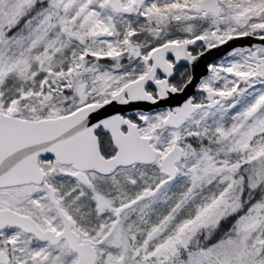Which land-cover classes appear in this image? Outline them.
<instances>
[{"label": "snow or ice", "instance_id": "1", "mask_svg": "<svg viewBox=\"0 0 264 264\" xmlns=\"http://www.w3.org/2000/svg\"><path fill=\"white\" fill-rule=\"evenodd\" d=\"M0 264H264V0H0Z\"/></svg>", "mask_w": 264, "mask_h": 264}, {"label": "water", "instance_id": "2", "mask_svg": "<svg viewBox=\"0 0 264 264\" xmlns=\"http://www.w3.org/2000/svg\"><path fill=\"white\" fill-rule=\"evenodd\" d=\"M260 43H261L260 41L254 40L252 38L230 41L228 44L223 45L220 48L206 51L205 54L203 56H200V58L194 64L189 65L185 61V63H187L189 66L190 73L194 77L193 85H191L189 89L186 90L185 94L173 95L167 100L160 101L157 105H152L148 102H133L130 103L129 105H120L114 102L112 105L106 106V108L103 109L101 113L97 115L111 116L119 113L125 116H134V114L137 111L154 112L157 110L171 109L178 107L184 102V100L188 96L199 94L196 90V85H198L200 80L206 78L209 75L208 66L212 62H215L221 58L226 57L228 53L231 52L236 47H247ZM192 47L194 46H191V48ZM168 57L175 58V56L171 53L168 54ZM151 86L155 88L154 85ZM92 119L93 122H95L96 117L94 116Z\"/></svg>", "mask_w": 264, "mask_h": 264}, {"label": "flooded vegetation", "instance_id": "3", "mask_svg": "<svg viewBox=\"0 0 264 264\" xmlns=\"http://www.w3.org/2000/svg\"><path fill=\"white\" fill-rule=\"evenodd\" d=\"M200 43L201 42H197V45H194V47H192L193 49H195V52H194V54H198L199 52H200V47H199V45H200ZM228 56V55H227ZM172 62H174L175 64H177V66L175 67V69H174V76L173 77H171V82H173V83H175V82H177L179 79H180V73H182V72H185V71H187V72H189L190 73V69H189V66H188V64L187 63H185V61H183V60H181V61H179V62H176V58H172V57H168ZM225 58V57H224ZM223 60V58H221V59H219V60H217V61H215V62H212L210 65H212V64H215V65H219V63H220V61H222ZM160 75H161V77L163 78V74H162V72L161 73H159ZM150 89L151 90H153V91H155V88L154 87H152V86H150ZM199 95L200 94H197L196 96L197 97H199Z\"/></svg>", "mask_w": 264, "mask_h": 264}, {"label": "rangeland", "instance_id": "4", "mask_svg": "<svg viewBox=\"0 0 264 264\" xmlns=\"http://www.w3.org/2000/svg\"><path fill=\"white\" fill-rule=\"evenodd\" d=\"M226 57H227V56H226ZM222 62H225V58H224L222 61H220V63H222ZM220 63H219V64H220Z\"/></svg>", "mask_w": 264, "mask_h": 264}, {"label": "trees", "instance_id": "5", "mask_svg": "<svg viewBox=\"0 0 264 264\" xmlns=\"http://www.w3.org/2000/svg\"><path fill=\"white\" fill-rule=\"evenodd\" d=\"M226 58V57H225ZM224 59V58H223Z\"/></svg>", "mask_w": 264, "mask_h": 264}]
</instances>
